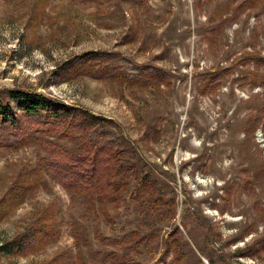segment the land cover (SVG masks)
Listing matches in <instances>:
<instances>
[{"label": "rangeland", "instance_id": "rangeland-1", "mask_svg": "<svg viewBox=\"0 0 264 264\" xmlns=\"http://www.w3.org/2000/svg\"><path fill=\"white\" fill-rule=\"evenodd\" d=\"M87 52L163 70L169 84L59 81L58 65ZM256 56H264V0H0V87L36 89L104 117L117 143L100 157L123 189L112 191L123 194L114 201L98 193L93 204L56 183L39 145L0 147V197L25 172L32 186L38 181L0 221V243L36 215L59 230L24 255L0 254V264H41L59 253L86 264H206L205 256L264 264V68ZM251 71L262 74L258 85ZM51 140L80 152L74 139ZM137 174L158 188L133 195Z\"/></svg>", "mask_w": 264, "mask_h": 264}, {"label": "trees", "instance_id": "trees-1", "mask_svg": "<svg viewBox=\"0 0 264 264\" xmlns=\"http://www.w3.org/2000/svg\"><path fill=\"white\" fill-rule=\"evenodd\" d=\"M252 60L257 66L264 68V56H256ZM58 68L59 81L86 76L127 86H159L162 82L169 84L168 73L163 70L134 63L113 54L107 57L102 52L79 54L74 59H68L59 64ZM54 69L52 73L56 72ZM249 77L251 85H258L256 80L262 77V74L251 71ZM207 85H209L208 82ZM210 85L213 83L210 82ZM106 122L107 120L102 116L92 114L86 109H78L36 89L0 87V147L21 148L29 144L39 145L52 160L50 175L56 183L71 192L88 194L86 196L93 204L98 193L109 201L123 197L122 192L114 196L112 191L118 192L123 189H119V183L111 181L108 164L105 163L108 159L100 157L104 149V153L110 156L112 145L117 143L111 138L109 140L112 131L104 130ZM249 128L254 133L258 125L254 122ZM77 133L83 134L86 138L80 139L76 136ZM52 138L74 139L80 143L79 154H71L68 151L66 153L61 147L49 145L55 143L51 140ZM111 142V147L107 146ZM97 155L99 157L96 159ZM118 158L120 156L116 153L112 160L115 161ZM40 165L42 167L44 163L40 162ZM126 169L127 167L124 166L122 171L125 173ZM123 172L115 173L114 176H121ZM26 174L27 172L14 180L0 197V221L38 183L35 180L32 186ZM64 177H68L69 180ZM135 178L136 187L133 192H130L135 196H140L144 192L152 193L158 188L155 182L145 174H137ZM46 217V215H36L25 233L1 241L0 254L24 255L32 249L55 240L59 230ZM181 221L184 222V218H181ZM168 253L169 251L165 250L159 259H165ZM205 257L209 264H212V260L208 256ZM41 264L86 263L80 254L71 256L59 253Z\"/></svg>", "mask_w": 264, "mask_h": 264}, {"label": "water", "instance_id": "water-1", "mask_svg": "<svg viewBox=\"0 0 264 264\" xmlns=\"http://www.w3.org/2000/svg\"><path fill=\"white\" fill-rule=\"evenodd\" d=\"M202 260H203L206 264H209V263L206 261V259L203 258Z\"/></svg>", "mask_w": 264, "mask_h": 264}]
</instances>
